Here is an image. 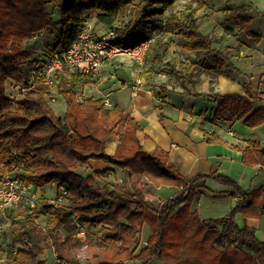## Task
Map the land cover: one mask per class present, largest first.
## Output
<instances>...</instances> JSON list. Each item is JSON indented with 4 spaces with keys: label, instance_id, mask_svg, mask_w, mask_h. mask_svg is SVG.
Returning a JSON list of instances; mask_svg holds the SVG:
<instances>
[{
    "label": "trees",
    "instance_id": "obj_1",
    "mask_svg": "<svg viewBox=\"0 0 264 264\" xmlns=\"http://www.w3.org/2000/svg\"><path fill=\"white\" fill-rule=\"evenodd\" d=\"M58 1L0 0V178L10 173L30 183L34 191L40 192L39 201L54 185L64 200L46 204L40 210L25 202L10 208L7 212L15 219L11 231L23 246L15 252L0 247V252L5 251V260L0 264H51L40 258L48 248H54L57 264H82L93 258L109 261L101 264H153L154 260L163 264H262L264 241L254 227L240 226L236 214L261 217L264 186L244 190L237 181L217 172L185 177L169 163L167 152L152 155L144 150L139 138L141 126L135 118L127 120L116 151L110 154L109 140L124 122L125 111L118 104L107 107L102 97L82 92L79 95L81 83L95 82L92 76L69 71L68 77L58 78L56 88L66 101L64 114H57L49 101L53 88L46 81L47 61L55 52L67 50L92 19L108 31H115L114 41L124 45L162 31L148 59L152 66L147 76L161 67L175 85L191 83L192 87L202 69H207L215 80L220 75L234 80L243 76L232 61L240 55L238 51L230 46L216 48L218 35L201 29L209 15L198 12L209 5V0H188L186 7L173 12L165 25L162 18L155 17L178 0ZM50 2L57 4L53 13L48 9ZM245 10L228 8L224 15L227 20L241 21L240 30L259 41L261 36L252 30L254 18L243 15ZM51 25L60 28L56 48L48 59L33 58V50L26 43ZM166 34L176 35L180 48L194 54L196 60L190 65L166 60ZM13 82L27 88L20 97L17 92L15 97L7 95V84L13 86ZM169 84H161L165 96L171 90ZM244 90L245 94L231 95L211 91L209 96L218 102L215 119H243L250 127L263 124L264 81L257 91L251 80L245 81ZM193 94L199 95L195 90ZM256 101L261 103L258 108H254ZM205 135L209 142L222 141L209 132ZM241 150L244 163L260 165L264 170V147L260 142L249 140ZM132 158L141 162L145 175L157 187L175 185L180 190L153 209L143 186L133 185L131 192L122 187L125 179L114 175ZM91 160L110 165L101 170L91 166L80 169ZM208 180L230 186V195L239 199L226 216L207 219L199 209L192 210L207 190ZM42 216L45 226L39 222ZM18 220L21 225L16 224ZM147 220H153V229L143 239ZM82 233L85 238L79 242L77 237Z\"/></svg>",
    "mask_w": 264,
    "mask_h": 264
},
{
    "label": "crops",
    "instance_id": "obj_2",
    "mask_svg": "<svg viewBox=\"0 0 264 264\" xmlns=\"http://www.w3.org/2000/svg\"><path fill=\"white\" fill-rule=\"evenodd\" d=\"M62 2L64 1L59 0L58 4ZM229 7H245L243 15L254 18L252 30L261 36L257 41L254 36H249L245 32L232 31L230 29L233 26L232 20L227 22L230 25L226 26L229 31L222 28L220 32H214L218 35V40H227L226 47H233L240 54L232 61L244 75L236 80L220 75L216 83L197 81L194 87L191 83H186L184 86L170 83L168 87L171 90L165 96L161 88L162 83H154V78L151 77L154 72L149 76L132 73L128 77L129 81H125L124 77L115 74L113 62H108L100 73L102 78L98 83H81L79 91L86 96L104 98L107 93L112 92L110 96L112 105L118 104L125 111L124 122L115 129V134L109 140L107 151L110 154L115 153L127 120L135 118L141 126L139 138L144 150L152 155H158L161 151L167 152L170 157L169 163L185 177L217 172L237 181L244 190H254L264 186V170L260 165L244 163L241 150L248 145L249 140L258 141L264 147V123L250 127L243 119L217 120L214 112L218 102L209 96L211 91L221 95L245 94L244 82L248 80L252 81L254 90L257 91L261 81H264V0H243L241 4ZM206 8H209V5ZM164 14H159L155 18H163ZM96 23L95 19L89 20L91 25ZM201 29L203 31V27ZM109 77L112 78L108 79ZM194 90L199 95L195 96ZM134 91L137 92L136 95ZM60 98L63 96L60 95ZM260 106L259 101L254 102V108ZM205 132L222 141L209 142ZM100 162L96 163L101 165L99 168L92 169L101 170L110 165L102 160ZM136 162L128 163L124 169L117 168L114 175L125 179L126 186L131 179L139 186H143L153 209H158L163 201L180 190V187L175 185L157 187L145 175L140 161L138 164ZM92 164L94 163L91 160L85 165L92 167ZM133 184L130 188L131 192L134 191ZM206 186L207 190L192 210L199 209L201 216L207 219L226 216L239 199L232 197L231 187L221 182L208 180ZM52 187L55 188L52 185L45 192H49ZM236 221L240 226L254 227L258 238L264 241V214L259 218H245L239 212L236 214ZM152 222L153 220L146 221L143 227V239L148 238L152 233ZM93 260L94 258L91 262ZM102 262L109 261L99 260L100 264Z\"/></svg>",
    "mask_w": 264,
    "mask_h": 264
},
{
    "label": "rangeland",
    "instance_id": "obj_3",
    "mask_svg": "<svg viewBox=\"0 0 264 264\" xmlns=\"http://www.w3.org/2000/svg\"><path fill=\"white\" fill-rule=\"evenodd\" d=\"M242 1L243 0H209V8H206V9L200 8L198 12V14L200 15L204 13H207V15H209L208 18H206L203 23V26H202L203 31L210 35H212V33L214 32H220L222 28L229 31V29L226 28V26L227 27L230 26L227 24L229 20L226 19V16L224 15V10L228 8H233V9L244 8V7H237V8L229 7L230 5H236V4L239 5L241 4ZM187 2L188 0H178L177 3L173 7H171L170 9L166 11V14H164L165 17L162 16L163 17L162 23L165 25V23L167 22V18H169L173 12L184 9L186 7ZM55 5L57 6V4L50 2L48 5V9L50 11L53 10L56 7ZM194 5L198 7L199 3L195 2ZM232 22H233V26H231L230 28L232 29V31L234 32L239 31L240 33H244L240 30L241 21L232 19ZM93 28H94L95 34L97 35L104 34L106 31H108L107 28H105L100 23H96L93 26ZM59 30L60 28L56 27L55 25H51L49 28L42 31L39 35L36 34L35 37H32V40H29L26 43V46L30 47L33 50V58H36V59H45V58L48 59L49 58V56L47 55L50 53L52 49L56 48V44L58 43ZM161 32L162 31L160 30L156 32L155 39L147 53V55L148 54L149 55L146 57V60L145 59L143 60L142 63L135 61L134 58L130 57V55H122L114 59L112 61L113 62L112 66L114 67L116 71L115 74H118V75H121V77H124L125 81H129L128 77H130V74L132 73L141 74L142 76H147L146 74L148 73V70L152 66V64L150 63L148 59L149 57H152L153 55V50H152L154 49L153 45H155L158 39L163 36ZM233 36H234V33H233ZM164 37L166 41L169 43V48L166 54V60L171 61V62H185L187 63V65H190L193 61L196 60L194 54L184 51L182 50V48H180V46L178 45L179 39L176 35L166 34ZM225 43H227V40L226 41L218 40L216 37L214 46L218 49L224 50L226 48ZM42 64L43 63L40 62V65ZM123 71L126 73H124ZM155 71H154V74L151 76L152 78H154V83H175V80L170 75L166 74V76H163L164 73L161 71V67L156 68ZM111 73L113 74V72ZM69 75H70V72L68 69H66L65 73L59 77L60 78L68 77ZM94 78H95L94 83H98L99 80H101L102 76L100 75L98 78L97 77H94ZM111 78L112 77H109L108 79H111ZM196 80L198 81V83H216L215 79H211L210 72L207 69L200 70L196 76ZM59 81L60 80H58L57 78V82L55 83H58ZM53 91H54V95H50V98H49L50 104L55 109L57 114H63L65 110L66 101L64 98H60V95H58V90L56 87L53 88ZM79 93H80L79 95L81 96L82 93L81 92ZM7 95L11 97L16 96V91L12 85L7 84ZM52 97L56 98L55 101L51 100ZM137 160L138 159L136 158H132L129 160V163H132L133 161L136 162ZM92 161L94 164H92L91 168H99L101 166V165L96 164V163H101L100 160H92ZM136 163L138 164L139 162L137 161ZM84 168H86V165L82 164L80 169H84ZM133 183L136 184L137 182H134L133 179H131L128 182V186L125 185L122 187L124 189H130ZM53 188L54 187H52V189L49 192L43 193L44 194L43 199H41L40 201L37 200L38 209H43V207L46 204L48 205L52 202L64 201L59 198L58 189L56 187L54 189ZM13 222H15V219L14 217L10 216L9 212H7L4 216L0 218V247L4 248V250H8V251L12 250L15 252L19 247L23 246V243H17L15 240V237L13 236V233L11 231V225L13 224ZM39 222L43 226H45L46 224L45 216H42ZM16 224L21 225V222L18 220L16 221ZM83 238H85V235L82 233V235H79L77 237V240L79 242H82ZM139 249L140 248H138L137 250ZM3 253H5V251L0 252V255H4ZM40 258L47 259L48 262H50L51 264H57V260H56L55 253H54V248L46 249L45 254L41 255ZM102 259L104 258H99V259L94 258L93 262L89 260V261L83 262L82 264H100L99 260L101 261ZM261 262L262 264H264V258H261ZM153 264H163V263L158 260H154Z\"/></svg>",
    "mask_w": 264,
    "mask_h": 264
},
{
    "label": "built area",
    "instance_id": "obj_4",
    "mask_svg": "<svg viewBox=\"0 0 264 264\" xmlns=\"http://www.w3.org/2000/svg\"><path fill=\"white\" fill-rule=\"evenodd\" d=\"M114 35L115 31L113 30L97 35L91 25L84 27L67 50L55 52L47 61L44 67L47 83L55 88L57 78L63 75L66 69L70 72H80L98 77L108 62L122 55H130L135 61L142 63L155 39L154 34L124 45L114 41ZM13 83L17 95L20 96L26 92V87ZM136 93L134 91V95ZM51 95H54V91H51ZM111 95L112 92H109L104 97L107 107L112 106ZM55 99V97L51 98L52 101ZM40 198V192L34 191L30 183L22 182L15 175L8 173L0 178V217L4 216L10 208H14L22 202L28 203L32 208H37V200L39 201ZM144 243L146 242L144 241ZM4 260L5 256L0 255V261Z\"/></svg>",
    "mask_w": 264,
    "mask_h": 264
}]
</instances>
